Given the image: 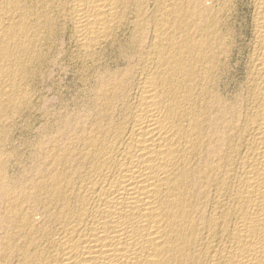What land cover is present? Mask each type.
<instances>
[{
	"label": "bare ground",
	"instance_id": "obj_1",
	"mask_svg": "<svg viewBox=\"0 0 264 264\" xmlns=\"http://www.w3.org/2000/svg\"><path fill=\"white\" fill-rule=\"evenodd\" d=\"M232 1L0 0V120L60 37L84 94L0 147V264H264V0L231 92Z\"/></svg>",
	"mask_w": 264,
	"mask_h": 264
},
{
	"label": "rangeland",
	"instance_id": "obj_2",
	"mask_svg": "<svg viewBox=\"0 0 264 264\" xmlns=\"http://www.w3.org/2000/svg\"><path fill=\"white\" fill-rule=\"evenodd\" d=\"M234 1H232V4L235 6L231 4V10H234V12L232 11L233 15L230 19V21L233 20L234 22L231 21L230 23L231 29L234 30L232 33L236 40L235 50L237 49V51H235L234 59L229 66L230 69L222 78V82H224V85L222 84L223 87H226L231 92L238 88L237 85H239L242 79L243 67L242 63L238 61L243 60L242 55L246 52L245 43L250 34V20H248L250 18L247 17H250L251 11L249 8L250 0ZM209 7L211 9H209ZM202 8L206 10L203 12L205 14L201 13L200 9ZM235 10L237 15H235ZM198 11L206 20V12H210V15L216 18V0H202V6ZM210 24H212V22H210ZM212 27H214V25ZM237 41H239V43ZM71 48L72 42L67 38L60 37V39H57L51 46L42 69L39 70L34 78L27 80L28 83L26 81L23 83L25 90L23 92L26 94H24L22 98H19L17 102V104H23L18 105L16 108L17 111L15 112H13L15 109H7L6 111L8 112H5L4 117L0 120V141H2L0 142V147L7 148L9 146H15L16 156H22L21 154L24 153L26 148L25 146L30 144L37 137V131L41 128L42 122L40 121L39 112L46 109L57 111L61 110L62 107H67L71 104H75V102L80 103L83 101L84 94L80 90L81 84L72 74L73 63H70L71 61L68 54ZM241 48L243 53L240 50ZM114 54L115 52L113 51L108 52L106 59L111 60L114 58ZM239 63L241 64L239 65ZM25 102L28 105H26Z\"/></svg>",
	"mask_w": 264,
	"mask_h": 264
}]
</instances>
